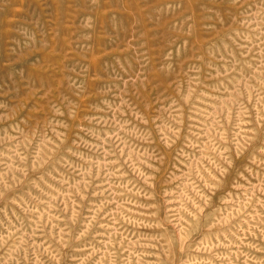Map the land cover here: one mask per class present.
<instances>
[{
    "label": "rangeland",
    "instance_id": "1",
    "mask_svg": "<svg viewBox=\"0 0 264 264\" xmlns=\"http://www.w3.org/2000/svg\"><path fill=\"white\" fill-rule=\"evenodd\" d=\"M0 264H264V0H0Z\"/></svg>",
    "mask_w": 264,
    "mask_h": 264
}]
</instances>
